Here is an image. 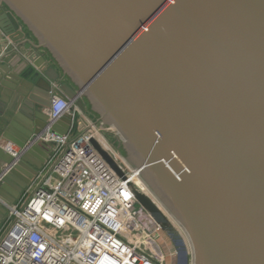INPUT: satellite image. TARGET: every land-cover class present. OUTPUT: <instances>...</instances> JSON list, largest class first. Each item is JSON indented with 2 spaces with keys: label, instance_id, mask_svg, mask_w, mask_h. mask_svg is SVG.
Instances as JSON below:
<instances>
[{
  "label": "water",
  "instance_id": "95a60500",
  "mask_svg": "<svg viewBox=\"0 0 264 264\" xmlns=\"http://www.w3.org/2000/svg\"><path fill=\"white\" fill-rule=\"evenodd\" d=\"M0 31V224L71 128L56 94L112 131L181 264H264V0H0Z\"/></svg>",
  "mask_w": 264,
  "mask_h": 264
},
{
  "label": "built area",
  "instance_id": "2783aa9c",
  "mask_svg": "<svg viewBox=\"0 0 264 264\" xmlns=\"http://www.w3.org/2000/svg\"><path fill=\"white\" fill-rule=\"evenodd\" d=\"M67 112L72 115L69 132L60 135L48 129L40 136L55 148L16 202L6 205L0 224V264H166L167 256L176 253L172 248L167 255L158 238L162 233L168 239L166 229L180 231L179 227L135 183L138 173L108 141V129L72 100L53 95L49 123ZM92 140L113 157L123 176ZM1 147L15 158L21 153L11 142ZM132 187L153 201L169 226L156 222L142 205L135 210L138 201Z\"/></svg>",
  "mask_w": 264,
  "mask_h": 264
},
{
  "label": "rangeland",
  "instance_id": "374dc122",
  "mask_svg": "<svg viewBox=\"0 0 264 264\" xmlns=\"http://www.w3.org/2000/svg\"><path fill=\"white\" fill-rule=\"evenodd\" d=\"M107 135H111L112 137H114V134L112 133V131L110 129L107 131ZM107 139L111 143V145H113V143L111 142L110 137H108ZM113 148L115 150H117L116 146H113ZM139 208H140V204L136 203L135 204V210H137ZM158 239L161 240V243L164 245V250H165L166 254L168 255L169 250H172V247H171L168 239L162 233L160 234V238H158ZM165 242H167L168 245H166ZM176 263H177V258H176L175 255H172V257L167 256L166 264H176Z\"/></svg>",
  "mask_w": 264,
  "mask_h": 264
},
{
  "label": "bare ground",
  "instance_id": "6f19581e",
  "mask_svg": "<svg viewBox=\"0 0 264 264\" xmlns=\"http://www.w3.org/2000/svg\"><path fill=\"white\" fill-rule=\"evenodd\" d=\"M135 171V170H134ZM135 183L140 187V188H142V189H146L147 191H148V189H147V187L144 185V183L141 181V179H140V177L138 176V177H136L135 178ZM149 192V191H148ZM150 193V192H149ZM173 229L174 230H176V228L175 227H173ZM178 231V230H177ZM180 232V231H179ZM181 237H183V241H184V243H185V245L187 246V241H186V239L184 238V236H182L181 235ZM182 262H181V260L179 259V256H177V264H181Z\"/></svg>",
  "mask_w": 264,
  "mask_h": 264
},
{
  "label": "trees",
  "instance_id": "16d2710c",
  "mask_svg": "<svg viewBox=\"0 0 264 264\" xmlns=\"http://www.w3.org/2000/svg\"><path fill=\"white\" fill-rule=\"evenodd\" d=\"M86 114L89 115L92 119L95 118V115L92 114V113H90V112H86ZM108 137H110L111 142L113 143V146H116V141H115L114 137H112L111 135H107V138H108Z\"/></svg>",
  "mask_w": 264,
  "mask_h": 264
},
{
  "label": "crops",
  "instance_id": "0c3cea01",
  "mask_svg": "<svg viewBox=\"0 0 264 264\" xmlns=\"http://www.w3.org/2000/svg\"><path fill=\"white\" fill-rule=\"evenodd\" d=\"M4 39L3 36H2V33L0 31V52L2 50V48L4 47Z\"/></svg>",
  "mask_w": 264,
  "mask_h": 264
}]
</instances>
